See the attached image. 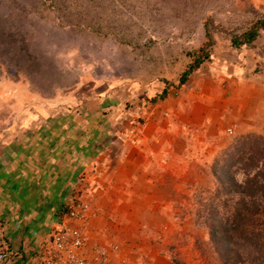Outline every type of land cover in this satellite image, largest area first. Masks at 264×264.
<instances>
[{"label":"rangeland","instance_id":"374dc122","mask_svg":"<svg viewBox=\"0 0 264 264\" xmlns=\"http://www.w3.org/2000/svg\"><path fill=\"white\" fill-rule=\"evenodd\" d=\"M262 15L264 0H0V134L66 139L85 120L74 140L89 135L96 150L147 125L164 145L153 167L162 186L136 207L146 229L134 243L146 248L121 264H220L204 205L218 186L214 161L246 134L264 137V33L234 48L214 29L211 59L170 97L140 103L163 80L176 84L205 19L240 33ZM39 107L46 115L23 127Z\"/></svg>","mask_w":264,"mask_h":264},{"label":"crops","instance_id":"0c3cea01","mask_svg":"<svg viewBox=\"0 0 264 264\" xmlns=\"http://www.w3.org/2000/svg\"><path fill=\"white\" fill-rule=\"evenodd\" d=\"M151 129L139 127L132 140L109 135L96 150L86 134L75 149L49 143L64 135L0 134V231L23 264H32L49 246L51 233L68 222L64 212L74 197L88 203L92 214L85 225L88 248L119 247L103 264H121L132 246L146 248L142 241L134 243L146 229L138 230L145 212L136 207L148 209L159 181L153 167L164 146ZM136 220L138 231L132 230Z\"/></svg>","mask_w":264,"mask_h":264},{"label":"trees","instance_id":"16d2710c","mask_svg":"<svg viewBox=\"0 0 264 264\" xmlns=\"http://www.w3.org/2000/svg\"><path fill=\"white\" fill-rule=\"evenodd\" d=\"M203 25L206 39L199 47L187 52L190 61L181 70L176 84L163 80V86L151 96L143 97L141 105L156 104L166 99L170 87L180 89L195 71L211 59L213 46L216 44L213 37L214 29L230 35V42L234 48L250 46L264 33V15L253 19L240 33L224 28L220 24L215 25L210 17L203 21ZM44 112L42 107L36 108L27 116L23 127L30 124L31 119L38 123L36 119L45 116ZM81 123L70 128L69 141L66 140L67 138L56 136V142L49 143H61V149L72 144L75 149L81 141L74 140L75 133L78 134L79 126L88 125L85 120H81ZM16 132L28 134L29 139L38 135V132L31 134L20 132V128ZM32 142L31 145L34 144L33 140ZM212 168L218 186L212 194V199L204 205L205 221L208 224L212 249L220 264H264V137L249 133L238 138L232 145L231 151H225L216 159ZM237 172L242 175V179L236 178ZM158 183L154 184L153 192L161 188L162 184ZM170 261L169 264H185L174 255H171Z\"/></svg>","mask_w":264,"mask_h":264},{"label":"built area","instance_id":"2783aa9c","mask_svg":"<svg viewBox=\"0 0 264 264\" xmlns=\"http://www.w3.org/2000/svg\"><path fill=\"white\" fill-rule=\"evenodd\" d=\"M67 223L56 228L50 236L49 246L38 254L32 264H103L112 251L104 246L95 245L88 248L85 225L90 218L89 204L74 197L64 212ZM22 256L6 242L0 231V264H23Z\"/></svg>","mask_w":264,"mask_h":264}]
</instances>
